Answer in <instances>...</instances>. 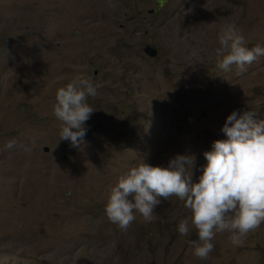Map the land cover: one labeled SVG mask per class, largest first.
Segmentation results:
<instances>
[{"label":"rangeland","instance_id":"obj_1","mask_svg":"<svg viewBox=\"0 0 264 264\" xmlns=\"http://www.w3.org/2000/svg\"><path fill=\"white\" fill-rule=\"evenodd\" d=\"M226 24L264 45V0H0V264H264V223L239 246L216 233L201 260L174 195L125 231L104 213L131 167L184 153L202 165L233 110L264 119V56L217 68ZM78 77L99 87L73 148L53 105Z\"/></svg>","mask_w":264,"mask_h":264},{"label":"clouds","instance_id":"obj_2","mask_svg":"<svg viewBox=\"0 0 264 264\" xmlns=\"http://www.w3.org/2000/svg\"><path fill=\"white\" fill-rule=\"evenodd\" d=\"M217 68L238 72L264 56V45L251 48L235 24L224 25L217 35ZM99 85L78 77L57 89L53 115L60 121L59 140H67L77 148L84 143L85 122L94 109L87 102L95 97ZM252 110H233L225 118L220 131L222 139L212 141L203 152L205 163L196 164L192 153L176 154L167 164L152 165L145 161L131 167L111 187L104 206L109 222L125 231L138 213L151 222L161 199L176 196L183 201L190 216L181 219L177 232L185 236L190 226L197 239L190 240L192 254L208 259L214 248L216 233L227 231L233 246L242 244L250 231L264 223V119H256ZM16 145L6 141L4 148ZM199 171L193 179V170Z\"/></svg>","mask_w":264,"mask_h":264},{"label":"water","instance_id":"obj_3","mask_svg":"<svg viewBox=\"0 0 264 264\" xmlns=\"http://www.w3.org/2000/svg\"><path fill=\"white\" fill-rule=\"evenodd\" d=\"M145 52H147V54L151 55L152 57L156 54L155 50L151 48H146Z\"/></svg>","mask_w":264,"mask_h":264}]
</instances>
